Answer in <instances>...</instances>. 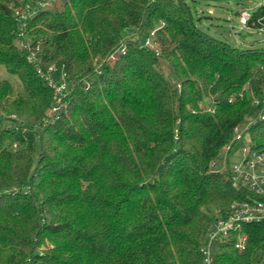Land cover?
Masks as SVG:
<instances>
[{"label": "trees", "instance_id": "1", "mask_svg": "<svg viewBox=\"0 0 264 264\" xmlns=\"http://www.w3.org/2000/svg\"><path fill=\"white\" fill-rule=\"evenodd\" d=\"M35 1L0 0V66L21 84L0 81V264H203L207 229L254 198L210 165L264 86V50L208 36L186 0H66L26 23L38 63L72 90L42 126L53 93L15 14ZM161 25L156 56L140 45ZM247 27L264 29V0ZM245 136L264 148V121ZM241 233L244 250L238 232L213 242L212 264H264V220Z\"/></svg>", "mask_w": 264, "mask_h": 264}, {"label": "built area", "instance_id": "2", "mask_svg": "<svg viewBox=\"0 0 264 264\" xmlns=\"http://www.w3.org/2000/svg\"><path fill=\"white\" fill-rule=\"evenodd\" d=\"M66 0H37L35 2H23L15 9L17 22L19 23L17 38L19 46L25 50L28 63L32 64L46 86L53 93V103L46 113L42 126L54 123L60 115L67 110L68 99L71 94V86L67 80V74L64 70L58 71L57 67L51 66L44 70L38 63L35 52L32 50L30 41L26 38V23L34 14L45 9H60ZM260 5V4H259ZM252 13L248 8L241 9L239 22L244 28L251 19ZM163 25L152 30L146 37L140 47L148 48L160 56L162 48L158 41L157 33ZM260 30H264L263 28ZM126 45L112 53L106 60L110 66H114L121 54L125 53ZM180 89V84H177ZM259 110L256 119L244 121L234 129V136L231 142L226 145L220 157L214 160L210 168L213 171L224 172L229 164L232 186L235 189L247 190L254 198L249 200L234 201L230 206V212L226 218L218 219L206 231L202 239L200 252L203 256V264H212L211 253L214 241L226 240L233 232H238V239L235 247L244 250L247 243V236L241 233L243 225L259 223L264 220V148L256 149L250 139L245 134L248 129L257 121H264V86L260 94L254 96L251 101V111ZM208 111H213L208 106ZM27 130V129H24ZM220 155V156H221Z\"/></svg>", "mask_w": 264, "mask_h": 264}, {"label": "rangeland", "instance_id": "3", "mask_svg": "<svg viewBox=\"0 0 264 264\" xmlns=\"http://www.w3.org/2000/svg\"><path fill=\"white\" fill-rule=\"evenodd\" d=\"M186 3L191 9L195 25L208 36L241 51L264 50V30L244 28L239 22L241 9L248 8L252 13L261 4V0H186ZM132 32L130 31V33ZM164 70L167 74V66H164ZM1 80L9 81L16 91L21 86L18 77L8 73L4 66H0ZM258 114L259 110L254 108L246 121L256 119ZM37 156L38 151L35 160H37ZM223 157L224 153L220 159ZM211 213H216V209L211 208ZM203 240L206 238L203 237ZM46 246L51 247V244L46 241Z\"/></svg>", "mask_w": 264, "mask_h": 264}]
</instances>
